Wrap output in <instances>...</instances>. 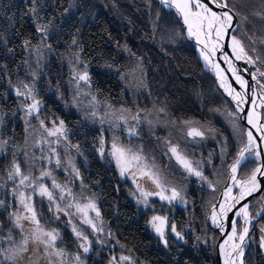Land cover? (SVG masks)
<instances>
[{"label": "snow or ice", "instance_id": "obj_1", "mask_svg": "<svg viewBox=\"0 0 264 264\" xmlns=\"http://www.w3.org/2000/svg\"><path fill=\"white\" fill-rule=\"evenodd\" d=\"M156 2L161 9L167 10L168 14L177 18L185 38L194 42L205 68L214 73L219 87L236 102L237 111L243 112L244 103L251 104L246 119L256 129L258 136L248 130L246 141H242V146L226 164L224 157L227 155V146L221 145V163L228 173V183L220 192L221 199L211 203L212 210L208 217L212 225L220 230V234L225 236L218 245L223 264H245V250L251 243L257 242L252 233L254 221L259 225V247L264 250V222H261L264 220V203L255 210H250L251 202L241 204L247 196L261 190V181L264 180V161L261 160L264 156V149L261 147L264 145V122H261L262 114L256 112L257 106L264 109V0H259L258 7L252 12V16L260 21L259 29L249 16L241 11V7L247 6L245 0ZM146 3L151 9L152 0H146ZM238 3L240 7L237 6ZM47 6L43 0H29L28 3L27 15L32 18L40 41L39 44H33L29 36L24 37L20 45L24 52L28 53L23 59V64L27 66L31 80L18 78L16 83H13L7 65H0V72L7 78L8 86L17 98L18 111L22 113L20 119L24 121L26 133L23 148L14 143L10 145L8 139L0 136V154L6 153L9 147L13 149L4 174H0V210L7 213V219L11 223L7 236L0 235V264H86L85 257L93 250L94 244L107 246L110 240H115L117 245L125 248L114 233L105 231L96 195L88 191L89 186L74 162L72 150L75 154L83 155L80 145L71 141L70 130L62 119H49L41 112L43 102L36 82L42 74L39 69L45 61V52L52 50V45L46 42L55 29L57 19L54 15L45 18L42 12ZM76 7L75 0H71L68 8L58 11L60 15H67L70 9ZM151 23L154 35L163 36L167 33L160 10L154 12ZM249 24H252L251 31L245 27ZM168 35L170 39L174 38L172 34ZM4 43L7 45L8 41L5 40ZM226 48L230 51H226ZM69 50L71 55L67 58V84L72 94L73 106L81 104L84 97H90V111L87 115L94 120L98 118L101 125L108 123L110 129L126 132L129 137V143H124L113 131L110 149L106 152V141L101 135L96 149L101 159L111 157L120 176L132 180L135 185L132 195L137 204L145 208L150 207V197H158L168 204L174 201L186 204L184 188L172 184L161 172L155 158H149L142 146H137L131 141V138L140 136L143 124H147L150 129L154 127L156 121L149 119L152 112L139 107L135 112L127 107L113 110L111 104H106L105 110L101 112L89 70L91 61L81 55L84 48L75 35L71 39ZM123 50L130 57L136 55L127 45L123 46ZM8 51L12 52L13 49L9 48ZM30 56L35 57V68L29 59ZM221 61L225 67H222ZM236 61H242L247 67H237ZM143 62V57H137L136 67L141 70L142 75ZM103 66L120 74V69L115 64L105 63ZM244 74H247L253 83L245 79ZM121 79H124L123 75ZM232 79L244 91H237L231 83ZM140 85L146 87L142 79ZM56 90L60 93L59 83ZM156 111L157 121L159 113L167 114L165 107ZM145 112L146 114L142 115ZM12 115L15 116L16 113L13 112ZM4 121V114L0 112V127H3ZM171 123L176 125L177 122ZM180 124L185 146L167 139L164 141V154L169 160L174 159L187 176H195L212 192H216L220 181L209 179L204 174L203 162L192 159L186 147L187 143H199L204 140L206 131L211 129L205 130L198 122L193 121H180ZM30 148L33 151H29ZM59 148L63 149L64 158L61 157ZM21 154L23 160L19 158ZM211 162L210 154L207 163ZM53 163L56 169H62L66 173L65 182L59 181L54 170L49 167ZM250 164L254 167L245 171ZM47 181H51L50 185ZM76 181H79L78 192L74 191ZM234 189H238L235 194ZM37 196L41 200H47L48 210L52 213L54 221H60L62 216L67 218L65 222L71 226L78 249L76 252L70 253L63 246V236L58 227H51L43 222L44 218L35 201ZM258 199L264 201V193ZM229 213L232 214L230 230L227 228ZM149 223L165 247H168V231L177 240L187 243L183 231L178 230L174 222L169 223L166 216L153 215ZM2 231L3 225L0 224V232ZM17 235L19 240L16 239ZM199 239L197 237V240ZM5 244L7 246H3ZM109 264H137V260L122 252L119 256H111Z\"/></svg>", "mask_w": 264, "mask_h": 264}, {"label": "trees", "instance_id": "obj_2", "mask_svg": "<svg viewBox=\"0 0 264 264\" xmlns=\"http://www.w3.org/2000/svg\"><path fill=\"white\" fill-rule=\"evenodd\" d=\"M70 2L71 0L44 1L48 5L42 12L45 18L53 15L57 17L55 29L46 42L52 45V50L45 52L48 56L40 70L48 77L49 90L56 87L57 83L68 85L67 58L71 55L69 45L75 35L84 48L81 55L91 61L89 70L100 104H111L113 109L130 107L136 110L139 107L150 111L153 107L156 110L165 107L167 114L161 113L162 125L160 130H157L159 140H166L168 135L169 139H176L178 136L173 138L163 132L166 133L172 127L179 128L180 121L198 122L205 130L211 129L206 131L204 140L199 143H187L186 147L194 160L203 162L204 174L211 179L221 176L217 186L219 190L225 178L224 164L221 163V145L227 146L224 163H229L240 146L241 137L236 135L232 127L235 120L230 103L220 93L214 80L202 70L195 50L183 38L173 15L161 9L154 0L151 9L146 0H75L77 7L70 9L67 15H60L58 9L62 11L68 8ZM0 3V65H7L13 83H16L18 78L30 81L27 67L23 64V59L28 53L25 55L20 46L22 39L29 36L33 44L39 43L32 18L27 15L29 0H16V6H10L12 0H0ZM245 3L247 6L241 7V11L247 14L259 29L260 21L252 16L259 0H245ZM237 6L240 7V4ZM157 10H160L163 23L167 28H171V33L167 31L163 36L153 34L151 19ZM1 13H4L5 19ZM245 27L251 31L252 24ZM169 33L173 35V39L169 38ZM5 40L8 41L7 45ZM124 45L136 55L130 57L123 50ZM9 48L13 51L9 52ZM137 57L144 58L143 75L136 67ZM29 58L31 61L35 60L34 56ZM105 63L115 64L119 67L120 74L104 67ZM121 75L124 79H121ZM44 76L40 75L36 82L43 102L41 112L49 119H62L70 130L71 141L80 145L83 155L75 154L73 150L74 162L89 186L88 191L96 195L102 219L109 224L110 231L115 234L120 244L125 245L121 251L116 250L115 254H130L137 260V264H215L213 245L216 242V234L212 233L204 222L203 213L207 203L200 208L196 206L198 191L188 190L185 194V207L176 209L169 218V223L174 222L178 230L183 231L187 243L177 242L168 231V247L161 245L148 234L147 226L152 213L149 210L143 213L137 210L130 200L129 185L117 177L106 157L101 159L99 156L96 149L101 137V125L82 119L78 108L70 106V102L66 101L61 105L56 93L43 92L45 90L40 88V82ZM132 79L138 80L132 82ZM141 79L146 87L140 85ZM138 81V86H135ZM65 92L71 101L72 94L68 93V89ZM87 99L90 100V97ZM0 112L5 117L4 125L0 127V136L8 139L10 145L14 143L23 148L26 133L24 121L20 119L22 113L18 111L17 98L2 72ZM13 112L16 113L15 116L12 115ZM171 121H176V125ZM181 140L184 141L182 138ZM105 141L107 151L108 139ZM12 150V147H9L6 153L0 154V174H4V169L11 160ZM210 154L211 164L207 163ZM19 158L23 160V155ZM79 190V181H76L74 191ZM216 192L211 194L212 198ZM192 195H195L194 201ZM198 211H201L202 222L199 221L200 223L195 225L194 214ZM7 222L9 223L7 213L0 210V224L3 225L0 235L7 234ZM191 225H195L194 231ZM62 233V236H68L67 232ZM206 233L209 235L202 237V234ZM197 237L200 239L197 240ZM63 246L70 253L75 251L74 243L70 240L64 241ZM255 249L249 245L247 264H250V260H254L252 264H264L261 257L253 258ZM99 258L98 264H107L108 258Z\"/></svg>", "mask_w": 264, "mask_h": 264}, {"label": "rangeland", "instance_id": "obj_3", "mask_svg": "<svg viewBox=\"0 0 264 264\" xmlns=\"http://www.w3.org/2000/svg\"><path fill=\"white\" fill-rule=\"evenodd\" d=\"M44 1L45 0H43V2ZM154 1L156 2V0H154ZM12 5L16 6V0H12V3L10 4V6H12ZM0 6H1V3H0ZM1 16L5 19L4 13H1ZM173 17L177 21V18L174 15H173ZM163 24H164V27L167 29V31L171 33V28H167L166 24L165 23H163ZM178 26L180 27V29L182 31L183 38L185 39V41L188 44L192 45L193 49L195 50V52L197 54V50H196L195 45L193 44V42L185 38L184 30H183L182 26L179 23H178ZM0 32H1L0 34H2V31H0ZM39 43H40V41H39ZM1 44H2V36L0 35V45ZM25 55H27V53ZM47 56H48V54L45 53V58ZM7 57H8V55H7ZM43 64H44V62H43ZM32 65H33V68H35V60L32 61ZM201 65H202V63H201ZM41 69H42V67L39 69V71ZM202 70L214 80L215 85L218 88V90L220 91V93L230 103V105L232 107V110H233V115L232 116H234V120H235V122L233 123L232 127H233V130L236 133V135L237 136L240 135V137H241V139H240V147H241L242 146V141L245 140L246 128L243 127L240 124L239 120H238V115L236 113V106L234 105V103H231L229 101V99L225 96L226 93L224 92L223 88L219 87V82L216 80V78L209 71H207V69H205V67L203 65H202ZM27 71H28V69H27ZM41 75L44 76L45 74H41ZM42 78H43V81L40 82V88H43L45 90L43 92H45V93H52V92L56 93V97L59 98V100L61 102V105L66 103V101H67V102H70V106L73 107L72 100L69 101L68 98H67V95L65 94L66 93L65 92L66 89H68V85L64 86L61 83L59 84L60 85V93L63 94L61 96L60 93L57 92L56 87H53V88H51L49 90V88H48V80H47L48 77L44 76ZM26 79H27V76H26ZM30 80H31V77H30ZM137 80L138 79H136V80L132 79V82L133 81H137ZM138 84H139V81H138V83H136L134 85L138 86ZM38 91L40 93V90H38ZM68 93H71V92L69 91ZM87 98L88 97H84L83 98V102L81 104H79L78 106H76L78 108V110H79V115H80V117L82 119H84V120H86L88 122H94V123L100 124L98 118L94 120L92 117L87 115V113L90 111V109L88 108V101L89 100ZM135 103H137V102L135 101ZM135 103H133V104H135ZM141 106H142V104H141ZM99 108H100L101 112H103L105 110V104H100ZM127 108H130V107H127ZM117 109L118 108H114L113 110H117ZM155 110H156V108L153 107V109L151 111L152 115L149 117V119H152V120L156 121L154 127H152L150 129L147 124H143L141 126L140 136L138 138L133 137L135 142H134V140H131V141H132V143L136 144L137 146H142L143 150H144V153L149 158H153V157L155 158L156 164L160 167L161 172L165 176H167V178L169 179V181L172 184L184 188V196H185V198H186L185 194L188 192V190L198 191V196H197L198 198H196V200H195V201L198 200V203H196V206H197V208H200V207H202V205L204 203H207V205H205V212L203 213L204 222L206 223V225L209 228V230L212 233L216 234V242H217L218 239H219L218 230H217V228H215L212 225V223L210 222L208 217H209V214H210V212L212 210L211 209V203H215L216 201L219 200L220 192L223 190V188L227 184L228 173L225 170V173H224L225 174V178L223 179L224 182L222 183L220 189L217 190L215 197L212 198L211 194H213L214 192H212L207 187L206 184H202V182L199 181L198 178H196L195 176H187V174L183 172V170L179 167V165L176 164L174 159L173 160H169V157L164 154V151H165L164 141H165V139L159 140L158 139V136H159L158 132L159 131H157L162 125L160 123V115L162 116V114L161 113L158 114L159 115V120L157 121V111L155 112ZM135 111L136 110H133V112H135ZM144 114L145 113H142V115H144ZM261 114H262V116H261L262 122H264V109H261ZM178 125H179V128L175 129L174 127H172L166 133L165 132H163V133L165 135L168 133V134H170V137L172 136L173 138L178 136V137H176V139H172V141L174 143L175 142H180L181 145L184 146V141L182 142V140H181V138L183 139V136H182V133L180 131V128L182 127V125L180 123ZM121 127H123V126H121ZM113 131H115L116 134L120 136L122 142L129 143V137L127 136L126 132L121 131V130L110 129L109 124L105 123V124L101 125V135H103L105 140L108 139V149L107 150L110 149V144H111V140H112V136H113ZM221 132H223V131L221 130ZM223 133H221V134L223 135ZM168 137H169V135H168ZM168 137H167V139H169ZM30 143H31V139H30ZM29 151H33V149L30 148ZM36 151H37V155H39L38 150H36ZM58 151H60L61 157L64 158L63 149L59 148ZM237 151H238V149L236 150V152ZM236 152L234 153V155L236 154ZM72 153H73V150H72ZM190 155L192 156L191 153H190ZM106 159L111 164V166H112L113 170L115 171L117 177L121 181H125L127 183V185H129L130 190H131L130 191V200L135 205L137 210H139L141 213H143L146 210H149L152 213L151 214L152 216L153 215L166 216L168 218V221H169L170 215L176 209H182V208L185 207V204H181L179 201H174L172 204H168L165 201H161L158 197H150L149 198V204L151 205L150 207L145 208L143 205L137 204L136 199L132 195V192L135 191V185L132 183V180L131 179H127V178H122L120 176L118 168L116 167L115 161L109 156H106ZM65 164H66V160H65ZM49 167H51L54 170V174L56 175V177H57V179L59 181L65 182L67 180L66 173L62 169H56L54 163L52 165H50ZM252 167H254V165L250 164L249 168L245 169V171L250 170ZM220 178H221V176H216L214 179H211V178H209V179H211L214 182H216L217 180L220 181ZM47 183L50 185L51 181H47ZM262 193H264V188H263L262 192L259 195H257L256 197H254L252 200L249 201V202H251L250 210H255V209L259 208L262 203H264V201H260L258 199L262 195ZM191 198L194 201L195 195H192ZM35 201H36V205H37L38 210L42 213V216L44 218L43 222L48 223V225L51 226V227H58L60 229L61 233L64 232V231L67 232L68 233L67 237L63 235V242L66 241V240H70L71 243L73 242L74 243V247H75V251H72L71 253L76 252L78 249L76 247L75 237H74V235H73V233L71 231V226L68 225L65 222L67 220V218L62 216L60 221H54L52 219V213H50L49 210H48V202H47V200L46 199L41 200V198H39L37 196V197H35ZM193 204H194V202H193ZM197 208H196V210H198ZM152 216H150L149 221L151 220ZM194 217H195V225L199 224L200 223L199 221L202 222V220H200L201 211H198L197 213H195ZM103 221H104L105 231H110V228L108 226L109 224L106 223L105 219H103ZM149 221H148V226H147L148 234L151 235L153 238H155L161 245H164L163 242L161 241V239L159 238V236H157L156 233L154 232V230L151 228ZM253 223H254L255 227H253L252 233L256 237L257 242L250 244V247L254 246L256 248L255 250H253L252 256H253L254 259H258V257H261L262 261L264 263V250L260 249L259 244H258V238H259V234H260L259 233V225L255 221ZM8 225H9V228H10L11 227V223L9 222ZM195 225H191L193 231L195 230V227H194ZM88 231L90 232L91 230L88 229ZM170 234L172 235V237H174V239H176L175 236L171 232H170ZM192 235H194V234L192 233ZM208 235L209 234H207V233L206 234H202V237L205 238ZM210 235H211V233H210ZM4 236H7V234H5ZM204 238H203V241H204ZM16 239L17 240L20 239L19 235L16 236ZM177 242L182 243L183 241L177 240ZM216 242L213 245L214 262H215V264H216V261H215V244H216ZM3 246H7V245L5 244ZM248 248H249V246H248ZM248 248L245 250V256H244L245 264H247V260H248L247 259V250H248ZM66 250L68 251L67 248H66ZM116 250H120L121 251L122 248L119 245H117L114 240H110L108 242L107 246H101L99 244H94L93 250L89 254H87V256L85 257L86 264H98L100 256L108 258L107 259L108 260L107 264H109V260H110L111 256H113V255L119 256L120 255V254H115ZM253 262H254V260H253ZM253 262H252V260H250L249 263L252 264Z\"/></svg>", "mask_w": 264, "mask_h": 264}, {"label": "water", "instance_id": "obj_4", "mask_svg": "<svg viewBox=\"0 0 264 264\" xmlns=\"http://www.w3.org/2000/svg\"><path fill=\"white\" fill-rule=\"evenodd\" d=\"M225 50L227 51V48ZM221 65H222V67H225V65L223 64L222 61H221ZM244 77H245V79H247V74H244ZM248 79H250V83H253L251 81V78L250 77ZM231 83H232L233 87L236 88V90H238V86H237L238 84L235 82L234 79L231 80ZM225 96L229 99V101L231 103H234V105L236 106V103H235V101L232 100L231 96H229L227 93L225 94ZM248 106H249V103H244V105H243V109H244L243 112L237 111V106H236V113L238 115V120H239L240 124L243 127H245V128H248L247 127V124H246L247 123L246 122V114L248 112ZM259 114H261V110H259ZM261 122H262V119H261ZM261 160L263 161V156H262ZM258 179H260V178L258 177ZM261 183H262L261 190L252 193V195H250V196H247L246 199H244V200L241 201V204H243V203H249L250 200H252L254 197H256L257 195H259L262 192V190L264 188V180H262ZM231 220H232V214L229 213V216H228V224H227L228 230H230V222H231ZM217 230H218V233H219V239H218V241L215 244V261H216V264H221V261H220L221 260V254L219 252L218 245L223 241V239L225 238V236L220 234V230L218 228H217Z\"/></svg>", "mask_w": 264, "mask_h": 264}, {"label": "bare ground", "instance_id": "obj_5", "mask_svg": "<svg viewBox=\"0 0 264 264\" xmlns=\"http://www.w3.org/2000/svg\"><path fill=\"white\" fill-rule=\"evenodd\" d=\"M193 42V41H192ZM193 44H194V42H193ZM195 48H196V46H195ZM196 50H197V48H196ZM227 51H230L229 49H227ZM197 56H198V59L200 60V62L202 63V65L204 66V62H203V60L199 57V52H198V50H197ZM236 64H237V67H239V68H243V67H247V65H245V64H243V62L242 61H236ZM226 66V65H225ZM205 67V66H204ZM206 69V68H205ZM207 71H209L208 69H207ZM214 77H215V75H214V73L213 72H211V71H209ZM216 78V77H215ZM249 78V76L247 75V80H249V82H250V79H248ZM217 80V79H216ZM238 86V90L237 91H244L243 89H241L240 88V86H239V84L237 85ZM234 101V100H233ZM236 103V102H235ZM244 105V104H243ZM262 108H260L259 106H257V108H256V112L257 113H259V110H261ZM251 110V104L249 103V106H248V112ZM247 112V113H248ZM246 124H247V127L248 128H246V132L248 131V130H251L253 133H254V135H257L258 136V133H256V129H254L253 127H252V125H250L249 123H248V121H247V119H246ZM246 132H245V140L244 141H246ZM259 142V141H258ZM261 147H262V149H264V145H261ZM240 148V146L238 147V149ZM263 161H264V156H263ZM227 183H228V181H227ZM227 185V184H226ZM226 187V186H225ZM224 189V188H223ZM223 191V190H222ZM238 192V189H234V194L235 193H237ZM254 193V192H253ZM221 199V197L219 198V200ZM240 205H237V207H239ZM211 222V221H210ZM221 264H223V258H222V256H221Z\"/></svg>", "mask_w": 264, "mask_h": 264}]
</instances>
